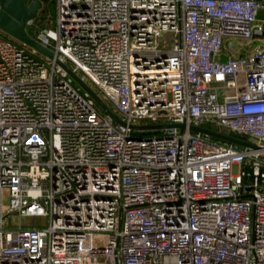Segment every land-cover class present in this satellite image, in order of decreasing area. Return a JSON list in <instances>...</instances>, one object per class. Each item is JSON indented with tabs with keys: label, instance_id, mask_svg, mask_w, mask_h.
Listing matches in <instances>:
<instances>
[{
	"label": "built area",
	"instance_id": "2783aa9c",
	"mask_svg": "<svg viewBox=\"0 0 264 264\" xmlns=\"http://www.w3.org/2000/svg\"><path fill=\"white\" fill-rule=\"evenodd\" d=\"M263 5L56 0L54 25L29 20L123 123L0 28V264H264V43L224 47L264 34Z\"/></svg>",
	"mask_w": 264,
	"mask_h": 264
},
{
	"label": "water",
	"instance_id": "95a60500",
	"mask_svg": "<svg viewBox=\"0 0 264 264\" xmlns=\"http://www.w3.org/2000/svg\"><path fill=\"white\" fill-rule=\"evenodd\" d=\"M41 6V0H0V28L8 34L12 35L13 37L19 39L24 44L35 48L36 50L49 56L50 58H55L56 61L67 70V73L72 76V78L91 95L95 102L104 111L113 116L116 121L123 123L118 114L105 102V100L100 95H98L95 90L92 89L83 79H81L80 76L75 73L67 65L66 62L56 57L54 51L49 46L43 44L30 34L26 27L27 23L29 22V20L36 17ZM162 126H178L180 128H183L184 123L173 122L132 125V127L134 128H157ZM190 128L192 130L204 132L210 136L228 141L230 143L248 145L252 147L256 146L254 143L244 138L226 134L204 126L190 125Z\"/></svg>",
	"mask_w": 264,
	"mask_h": 264
},
{
	"label": "trees",
	"instance_id": "16d2710c",
	"mask_svg": "<svg viewBox=\"0 0 264 264\" xmlns=\"http://www.w3.org/2000/svg\"><path fill=\"white\" fill-rule=\"evenodd\" d=\"M41 1H42V6H41L40 10L38 11V13L36 15V18L40 16L41 20L39 22L41 24L54 25L55 24V18H56V0H41ZM51 7H53L54 10H52ZM28 31L30 32L31 35L33 34L31 29H28ZM2 34H3L4 37L13 40L18 45L25 46V44L22 41H20L19 39L13 37L12 35L8 34L7 32L2 31ZM203 125H205L207 128L213 129V130H217V131H220V132H223V133H226V134H230V135H235V136H238L240 138H245L244 135L233 133V132H231V131H229V130H227L225 128H221V127L213 125V124L204 123ZM211 138L213 140L219 141L221 143H229L228 141L221 140V139L213 137V136Z\"/></svg>",
	"mask_w": 264,
	"mask_h": 264
},
{
	"label": "crops",
	"instance_id": "0c3cea01",
	"mask_svg": "<svg viewBox=\"0 0 264 264\" xmlns=\"http://www.w3.org/2000/svg\"><path fill=\"white\" fill-rule=\"evenodd\" d=\"M264 1V0H262ZM257 18L259 21H262L264 24V5L259 9L258 14H257ZM231 41L233 42V47L232 49H235V53H239V52H243V51H248L251 50L253 48V46L257 43H264V34L259 37V38H254L248 42H245L242 39H225L224 41V47L225 49H229L228 51H232V49H230V43Z\"/></svg>",
	"mask_w": 264,
	"mask_h": 264
},
{
	"label": "rangeland",
	"instance_id": "374dc122",
	"mask_svg": "<svg viewBox=\"0 0 264 264\" xmlns=\"http://www.w3.org/2000/svg\"><path fill=\"white\" fill-rule=\"evenodd\" d=\"M51 9L52 10H54L53 9V7H51ZM40 10V9H39ZM40 18V16L39 17H37V19L36 20H38ZM27 29H30V25H28L27 24ZM2 30V29H1ZM29 46V45H28ZM29 47H31V46H29ZM32 48V47H31ZM92 89H94L95 91H96V88L89 82V81H85ZM232 89H229L228 91L230 92ZM219 92H220V94L221 93H225L226 92V90L225 89H219ZM101 96V95H100ZM220 130V129H219ZM244 139H246V138H244ZM8 201H9V198L7 199V203L6 204H8ZM11 219L12 220H14L15 222H17L20 218H19V216L18 215H16V214H14L13 216H11ZM21 219H22V221L24 222V223H30V222H36L37 224H45L46 223V218L45 217H43V216H36V217H34V216H23V217H21Z\"/></svg>",
	"mask_w": 264,
	"mask_h": 264
}]
</instances>
